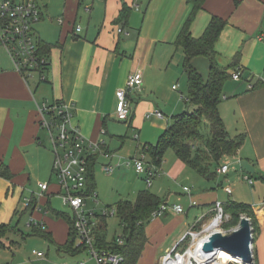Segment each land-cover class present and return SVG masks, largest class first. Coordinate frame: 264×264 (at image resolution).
<instances>
[{
    "label": "crops",
    "instance_id": "crops-1",
    "mask_svg": "<svg viewBox=\"0 0 264 264\" xmlns=\"http://www.w3.org/2000/svg\"><path fill=\"white\" fill-rule=\"evenodd\" d=\"M34 1L41 13L34 24L35 34L39 41L50 45L44 84L37 83L34 88L14 66L0 59V165H7L10 172L9 178L0 176V226H8L0 234V264H97L78 241L74 240L71 247L66 245L69 224L57 213H70L52 204L55 197L59 198L57 182L39 177L44 170V154L38 146L41 127L36 103L61 100L71 104L72 121L84 137L109 150L111 140L105 141L100 130L105 129L107 134L112 118L119 121L115 116L116 91L125 86L129 74L138 71L142 76L141 89L132 95L133 111L126 128H139L138 134L134 133L138 140L146 128H152L153 135H160L164 131L161 126L144 117L147 112L160 109L151 77L161 71L159 61L168 60L172 50L181 49L175 46V40L191 5L186 0ZM124 4L129 6L128 18L118 22ZM80 6L85 17L78 19ZM212 15L227 21L215 44L219 65H229L246 42L244 54L237 62L246 82L233 90L226 104H219L218 111L228 135L243 136L236 154L228 158L238 162L246 159L254 167L255 177L242 168L252 183L244 180L243 174L224 180L216 175L211 179L199 174V178L193 177L189 193L184 191L187 186L183 187L188 197L186 209L182 206L183 211L177 213L170 207L145 224L146 242L136 264H167L165 257L172 249L180 251L188 244V237L182 240L183 235L210 220L216 201L229 200L252 206L256 221L253 264H264V84L260 81L264 74V0H204L191 26L194 37L202 34ZM76 26H80L79 31ZM118 28L127 34L119 33ZM4 52L7 53L1 45L0 55ZM220 54L225 55L224 61ZM183 59L182 51L181 67ZM228 124L237 126L235 135L229 134ZM148 144L152 143H143L139 149L138 143L134 155L145 154L149 160L143 148ZM39 182L48 183L40 195ZM240 183H247L248 190L243 192ZM227 187L231 193L226 192ZM23 199H29V205L21 204ZM15 216H27L26 226L31 232L23 235L20 230L19 239H10L7 235L15 230L9 229Z\"/></svg>",
    "mask_w": 264,
    "mask_h": 264
},
{
    "label": "trees",
    "instance_id": "trees-1",
    "mask_svg": "<svg viewBox=\"0 0 264 264\" xmlns=\"http://www.w3.org/2000/svg\"><path fill=\"white\" fill-rule=\"evenodd\" d=\"M186 2L191 5V11L176 37L175 46L181 48L184 53L182 68L187 76L186 100L190 107L173 115L172 123L159 135L156 143L148 144L143 148L149 156L150 163L155 166L160 165L165 151L171 149L186 166L200 176L211 179L217 173L220 160L224 156H234L243 142L242 135L235 137L228 135L218 111L224 84L237 70V62L241 54H236L229 65H219L216 61L215 44L227 21L212 15L202 34L194 37L191 26L196 14L202 9L204 0H186ZM128 14L129 6L124 4L117 21L127 20ZM39 50L42 55L47 56L50 45L39 41ZM196 56H204L208 60L206 79L201 77L192 63ZM204 127L209 131L206 137L202 132ZM102 147L105 149L104 146ZM98 156L99 154H95L89 159L87 192L95 189L94 164ZM214 164L217 165L215 172L211 169ZM0 176L10 177L7 165H0ZM33 205L34 203L31 207ZM162 205H166L165 200L147 189L139 190L133 201L120 199L115 204V214L119 219L123 243L117 244L107 239V217L100 216L98 224L94 227L96 246L122 254L125 258L123 264H136L146 242L144 226L151 219L152 213ZM222 211L224 216H229L222 223L225 229L236 227L241 217L246 216L251 221L252 236L254 235L256 221L250 204L229 200L222 203ZM57 215L63 216L69 224L66 245L71 247L76 239L72 220L65 214L57 213ZM7 229V225L0 226V234ZM40 234L47 236L45 233L40 232ZM187 247L188 244L184 245L180 253H183Z\"/></svg>",
    "mask_w": 264,
    "mask_h": 264
},
{
    "label": "built area",
    "instance_id": "built-area-1",
    "mask_svg": "<svg viewBox=\"0 0 264 264\" xmlns=\"http://www.w3.org/2000/svg\"><path fill=\"white\" fill-rule=\"evenodd\" d=\"M40 16V8L34 0H0V44L5 48L14 65V69L26 82L29 81L33 74H37L39 82L46 80V70L49 63L46 55L40 53L39 39L34 31V24L40 19ZM76 30L79 31L80 26H76ZM117 31L127 34L122 28H118ZM232 79H241L239 68L233 72ZM260 81L264 84V74L260 77ZM141 84V73L138 71L132 72L127 77L125 86L117 89L115 116L118 120L127 122L130 119L133 111L132 95L140 91ZM249 87H252V85L249 84ZM36 110L39 116V126L47 132L50 139L53 155L52 171L59 187L58 196L62 203L70 208L69 217L72 220L79 245L87 250L89 256L97 264H123L125 258L122 254L99 248L95 243L94 227L98 224L99 217H109L115 214V208H110L101 214L92 211L87 212L84 208L88 198L96 199L95 190L87 192L90 157L99 154L111 160L115 154L103 149L101 143L87 140L84 137L79 127L72 121L74 113L71 104L61 100H45L36 103ZM153 116L162 117L163 113L157 108L144 115L146 119ZM100 132L101 134H106V130L103 128ZM125 165L133 166L138 174H144L145 183L148 186L151 185L153 177L159 171V166H155L150 161H147L145 154L134 155L126 159ZM101 169L109 174L113 171L114 165L111 162L102 164ZM228 171L229 165L227 162L222 163L217 168V173L219 174H226ZM243 179L252 183V179L247 174H243ZM38 186L41 191L39 193L40 195L47 190L48 183L39 182ZM225 190L227 193H231L229 187ZM184 191L189 193V188L184 187ZM25 201L26 205H29L30 200L25 199ZM192 204H195V202L193 201ZM214 207L217 215H220L222 218V203L216 201ZM165 209L166 205H162L152 213L151 218L159 216ZM172 209L177 213L183 211L182 205L180 204L173 205ZM247 219L251 225L250 219ZM234 228L228 232L230 233ZM199 233L198 231L190 229L183 235L182 240L191 237L194 242L195 236L199 235ZM113 241L117 244H122L123 238L119 234ZM188 248L190 249L191 245L186 250ZM250 248L253 256L252 244ZM174 250L172 249L166 257L178 258L179 256L172 257L171 254ZM176 252L175 255L182 256L184 254V252ZM225 264L245 263H243L241 258L232 257L228 254V259Z\"/></svg>",
    "mask_w": 264,
    "mask_h": 264
},
{
    "label": "rangeland",
    "instance_id": "rangeland-1",
    "mask_svg": "<svg viewBox=\"0 0 264 264\" xmlns=\"http://www.w3.org/2000/svg\"><path fill=\"white\" fill-rule=\"evenodd\" d=\"M41 1V0H39ZM79 17H85L83 13V7L80 6L78 11V19ZM249 41V40H248ZM245 43L241 45V47L237 50L236 54L240 53V57L244 54L245 49ZM226 47L224 48L225 52L228 51V44H225ZM1 46V45H0ZM230 51V50H229ZM224 52V54H226ZM159 51H157V54ZM220 54V59L224 61L225 55ZM182 56V50H172L170 53L168 60L166 61H159V69L161 71H155L152 75V80L154 86H155V94L158 100L156 102L159 104V107L163 113L162 117H151L150 119H145V121L148 122H155V124L161 126L162 130H165L168 125L172 123V116L180 113L181 111L185 109H189L190 105L187 103L186 98L188 97V84H187V76L185 72L183 71V68L181 67V62H179V59H181ZM222 57V58H221ZM0 59L6 61L8 64L13 65L10 57L7 53L4 52L3 55H0ZM240 59V58H239ZM181 61V60H180ZM192 63L198 73L201 75L203 79H206L208 75V68L209 63L208 60L204 56H196ZM237 82L231 77L228 78L224 84L223 88V95H227L226 97H222L221 104H226L227 101L231 99V93L235 88L242 85L244 82H246V78L244 75L241 76V79ZM29 82L33 85L35 88L36 84L39 83L40 86H42L45 81H38L37 74H33V76L29 79ZM157 109V108H155ZM126 122L124 121H117L116 119L112 118V120L108 123V132L107 134H103V139L107 142H109V151L114 152V157L110 160L107 158H104L102 155H99L97 158L96 163L94 164V181H95V193H96V199L88 198L86 200L85 204V210L87 212H95L97 214H101L103 211H106L110 208H115V204L120 199H127L133 201L136 197V194L139 190L147 189L156 195H158L161 199L166 201V211L169 210L170 207H172L173 203L181 204L184 209L188 206V197L185 195L183 191V187L186 185L187 187L192 186V178L197 177L199 178V175L186 166L183 162H181L174 154V152L171 149H167L163 155V159L160 163L161 170L158 171L157 175L153 177L152 179V185L148 186L145 183V175L144 174H138L134 170L133 166H126L125 161L126 159H129L135 154V148L137 147V144L140 143V147L143 143H152L155 144L158 135L155 133L153 135L152 128L148 129L146 128L144 130L143 136L138 139H134V133L138 134V130L129 128H126ZM229 125V124H228ZM229 125L228 126V132L230 135H235V129L237 126L235 125ZM160 131V132H161ZM159 132V133H160ZM203 134L206 137L208 135V129L203 128ZM112 135V137H110ZM121 136L122 138H118L117 136ZM38 136L41 141L40 145H38L44 154V162H43V169L42 173L39 177L42 176L43 179L47 180L51 179L52 183L56 182V177L51 169V163L53 160V155L51 152V143L49 136L47 132L40 128L38 131ZM139 141V142H138ZM141 151V150H140ZM137 153H141V152ZM139 155V154H138ZM149 158V156L147 155ZM149 161L148 159H146ZM111 162L114 165V169L111 173L107 174L101 169L102 164H107ZM227 162L229 165V172L227 175H219L216 173V176L224 179H232V177H241L242 170L240 166V162L237 160L232 159V157L224 156L220 162L219 165L222 163ZM116 164H119L120 166H115ZM216 164L212 166L211 169H213V172H215ZM249 175V174H248ZM252 177H255L253 173L250 174ZM255 181V178H253ZM240 182V181H239ZM247 183H240V188L243 192L245 190H248V185H245ZM233 190H235L236 187H234ZM236 191V190H235ZM29 196V194H28ZM235 196V194H234ZM24 201V199L21 201ZM53 206L64 212L70 213V208L63 204L61 199L58 197H55L52 202ZM44 209V208H42ZM214 211L211 214L210 220L205 223L203 226H200L195 231L200 232L197 236L198 238L205 235L207 232L203 231L213 218L217 216V211L215 207L213 208ZM165 211V212H166ZM229 218L228 215H223L221 220L219 221V229L222 231L223 234H228L229 229H225L223 227V222L226 221ZM28 217L27 216H15L13 218L12 225L9 227H15L14 232L8 233L7 237L10 239H19L20 237V230H23L22 234L26 235L27 231L28 233L31 232V229L26 226ZM238 225V224H237ZM16 231V232H15ZM120 224L119 219L117 218L116 214H113L109 217H107V229H106V237L108 239H111L114 235L120 234ZM78 241V237L76 236L75 243ZM195 242V239H194ZM191 237H188V244L193 247L194 244ZM188 245V247H189ZM177 250H174L172 252V257H175V254ZM220 250L216 251V253L219 255ZM225 264V263H224Z\"/></svg>",
    "mask_w": 264,
    "mask_h": 264
},
{
    "label": "water",
    "instance_id": "water-1",
    "mask_svg": "<svg viewBox=\"0 0 264 264\" xmlns=\"http://www.w3.org/2000/svg\"><path fill=\"white\" fill-rule=\"evenodd\" d=\"M240 166L243 171L254 173V167L246 159L240 161ZM252 241L253 236L250 222L246 217H241L238 225L230 233H221L213 236L204 244L202 251L208 256L215 251L223 250L232 257L241 258L245 264H253L254 258L250 248ZM188 251L189 248L184 254ZM175 256L178 257L181 255Z\"/></svg>",
    "mask_w": 264,
    "mask_h": 264
},
{
    "label": "bare ground",
    "instance_id": "bare-ground-1",
    "mask_svg": "<svg viewBox=\"0 0 264 264\" xmlns=\"http://www.w3.org/2000/svg\"><path fill=\"white\" fill-rule=\"evenodd\" d=\"M220 218V215H217L208 225H206L205 231L207 233L205 235L199 238L197 237L198 235L195 236L193 247H191L185 255L179 256L178 258L167 256V264H224L228 259V253L225 251L220 250L219 255L215 251L208 255L209 257L202 251V248L207 241L213 236L222 233L219 229Z\"/></svg>",
    "mask_w": 264,
    "mask_h": 264
}]
</instances>
